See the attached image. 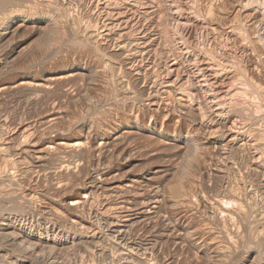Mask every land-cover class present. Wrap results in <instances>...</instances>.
I'll use <instances>...</instances> for the list:
<instances>
[{
    "label": "rangeland",
    "instance_id": "obj_1",
    "mask_svg": "<svg viewBox=\"0 0 264 264\" xmlns=\"http://www.w3.org/2000/svg\"><path fill=\"white\" fill-rule=\"evenodd\" d=\"M0 264H264V0H0Z\"/></svg>",
    "mask_w": 264,
    "mask_h": 264
},
{
    "label": "bare ground",
    "instance_id": "obj_2",
    "mask_svg": "<svg viewBox=\"0 0 264 264\" xmlns=\"http://www.w3.org/2000/svg\"><path fill=\"white\" fill-rule=\"evenodd\" d=\"M37 84V83H36ZM35 84V86H36ZM39 84V83H38ZM37 84V86H38ZM41 85V84H39ZM39 87V86H38ZM55 119V118H54ZM81 142H76V143H71L72 146H81ZM40 158V156L38 157ZM96 181V180H95ZM64 184V183H63ZM93 185V183H92ZM135 186V185H134ZM121 190V186L119 185H115L113 187V190ZM123 189V188H122ZM119 190V191H120ZM86 194V193H85ZM87 195V194H86ZM89 195V194H88ZM87 197V196H86ZM86 199V198H85ZM85 199L81 198V199H78V200H75L74 202H72V204L76 205V206H79V205H82V203H85ZM153 200V199H152ZM158 200V199H156ZM127 201V200H126ZM125 201V202H126ZM124 202V203H125ZM158 202V201H157ZM152 203V202H151ZM154 203H156V201H154ZM153 206V205H152ZM132 206L129 207L128 204H125V205H122L121 206V213H122V223L121 224H116L115 221H111V224L113 225L114 227V232H116V235H117V238L120 240V241H127L125 240V229L133 222H136L137 220H142L141 218H143L144 216H146L147 214L153 212V209L151 211L150 207H149V204H144V205H141V206H138V207H135L134 209V206L133 208H131ZM154 208H156V205H154ZM79 215V214H78ZM114 218V217H113ZM133 226V224H132ZM96 231V230H95ZM128 231V230H127ZM115 235V234H114ZM19 236V235H18ZM23 236V235H22ZM92 239H96L98 238V235L96 232H94V234H92ZM85 240V239H84ZM40 242V241H39ZM85 242V241H84ZM92 242V241H91ZM38 243V242H37ZM124 243V242H123ZM122 244V242L120 243ZM126 244H128L126 242ZM37 246V245H36ZM122 246V245H121ZM125 246V245H124ZM123 246V247H124ZM130 247H132L130 245ZM123 252V251H122ZM125 255V254H124ZM138 259V258H137Z\"/></svg>",
    "mask_w": 264,
    "mask_h": 264
}]
</instances>
